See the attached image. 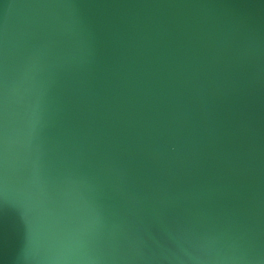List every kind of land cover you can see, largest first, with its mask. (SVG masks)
<instances>
[{
  "label": "water",
  "instance_id": "water-1",
  "mask_svg": "<svg viewBox=\"0 0 264 264\" xmlns=\"http://www.w3.org/2000/svg\"><path fill=\"white\" fill-rule=\"evenodd\" d=\"M0 264H264V0H0Z\"/></svg>",
  "mask_w": 264,
  "mask_h": 264
}]
</instances>
